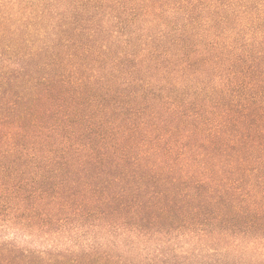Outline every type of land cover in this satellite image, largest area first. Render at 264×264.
Wrapping results in <instances>:
<instances>
[{"label": "trees", "instance_id": "16d2710c", "mask_svg": "<svg viewBox=\"0 0 264 264\" xmlns=\"http://www.w3.org/2000/svg\"><path fill=\"white\" fill-rule=\"evenodd\" d=\"M0 264H264V0L0 2Z\"/></svg>", "mask_w": 264, "mask_h": 264}, {"label": "rangeland", "instance_id": "374dc122", "mask_svg": "<svg viewBox=\"0 0 264 264\" xmlns=\"http://www.w3.org/2000/svg\"><path fill=\"white\" fill-rule=\"evenodd\" d=\"M4 1H10V0H0V2H4ZM14 1V0H11ZM31 1H35V0H31ZM5 236H11L9 237L10 239H17L18 241L22 242V243H30L33 246H47L50 247L51 246V240L46 239L45 237H42L41 235H24L22 232H19V234L17 236H13V234H10L8 231L5 232L4 234ZM82 242V240H79Z\"/></svg>", "mask_w": 264, "mask_h": 264}]
</instances>
